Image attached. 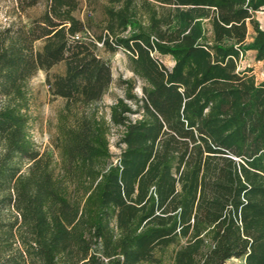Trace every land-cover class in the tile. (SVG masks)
<instances>
[{
    "label": "trees",
    "instance_id": "trees-1",
    "mask_svg": "<svg viewBox=\"0 0 264 264\" xmlns=\"http://www.w3.org/2000/svg\"><path fill=\"white\" fill-rule=\"evenodd\" d=\"M14 3L28 20L0 30V264H264V81L239 71L248 51L264 62V0ZM99 45L143 82L141 97L120 82L109 118ZM40 71L63 101L51 151L31 134Z\"/></svg>",
    "mask_w": 264,
    "mask_h": 264
},
{
    "label": "rangeland",
    "instance_id": "rangeland-1",
    "mask_svg": "<svg viewBox=\"0 0 264 264\" xmlns=\"http://www.w3.org/2000/svg\"><path fill=\"white\" fill-rule=\"evenodd\" d=\"M42 9L36 8L28 12L29 16H36L41 13ZM27 21L25 15L20 16L16 11L14 0H0V30L10 25L12 22L20 20ZM256 19L264 29V10L256 14ZM248 43L253 41V31H250L247 39ZM99 54L111 66L114 83L103 100L96 104L98 109L110 117V107L119 99L125 97V86L120 84L121 81L131 80L134 82V93L142 96L143 82L138 79L129 69L128 56L123 50L116 53L106 51L102 45H99ZM167 67H171L173 60L170 57L163 59ZM251 70L258 83L264 81V62L256 60L255 52L248 51L239 62V71ZM64 72V64L54 67L51 74H61ZM32 92L31 111L33 122L31 125V134L42 151H51L49 141V126L55 121L57 111L63 106V101L53 99L46 84V73L40 71L29 83ZM115 132V130L113 131ZM117 134L111 137V150L114 155L118 156L120 150L116 147ZM227 264H244L241 259H233Z\"/></svg>",
    "mask_w": 264,
    "mask_h": 264
}]
</instances>
